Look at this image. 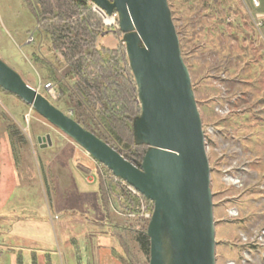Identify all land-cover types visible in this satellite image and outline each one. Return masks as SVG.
<instances>
[{"label": "rangeland", "instance_id": "374dc122", "mask_svg": "<svg viewBox=\"0 0 264 264\" xmlns=\"http://www.w3.org/2000/svg\"><path fill=\"white\" fill-rule=\"evenodd\" d=\"M73 1L77 0H50L54 8L70 5L69 12L59 17L56 11L43 14L39 24L35 15L40 14V0H32L34 11L25 0H0V58L35 89L43 81L55 83L57 98L43 88L38 91L73 118L81 114L87 126L128 153L102 121L113 117L118 133L135 142L133 122L141 105L123 33L118 27L108 32L91 0H81L79 8H72ZM168 4L207 135L216 264H264L263 112L247 108L222 116L214 105L221 102L215 83L221 84L222 77L235 81L225 83L235 89L228 99L241 91L238 81L264 77V39L256 26L259 11L249 0H168ZM75 35L83 43L81 54L70 43ZM37 54L52 65L58 81L48 79L46 70L35 63ZM78 61L83 64L81 72L67 77V67ZM61 82L74 91L80 106L69 105L67 96L59 97ZM256 88L261 90L260 85ZM9 127L18 131L15 150ZM48 134L52 144L48 140L40 144L38 138ZM90 162L75 140L0 87V264H16L18 255L24 256L25 264H32L34 256L39 264H115L112 249L125 252L124 264L146 261L134 240L137 229L125 226L114 212L110 215L99 182L86 181L83 165ZM117 233L123 235L129 254L121 242L122 250ZM66 236L75 237L76 245L63 248Z\"/></svg>", "mask_w": 264, "mask_h": 264}, {"label": "water", "instance_id": "95a60500", "mask_svg": "<svg viewBox=\"0 0 264 264\" xmlns=\"http://www.w3.org/2000/svg\"><path fill=\"white\" fill-rule=\"evenodd\" d=\"M116 11L141 113L135 142L148 147L139 165L30 86L0 58V87L19 96L115 174L154 201L147 227L149 264H216L211 167L203 122L168 0H91ZM51 135L38 138L39 143ZM44 144L42 147H46Z\"/></svg>", "mask_w": 264, "mask_h": 264}, {"label": "built area", "instance_id": "2783aa9c", "mask_svg": "<svg viewBox=\"0 0 264 264\" xmlns=\"http://www.w3.org/2000/svg\"><path fill=\"white\" fill-rule=\"evenodd\" d=\"M92 4V9L99 14L102 18L104 25L109 29L108 32H113L112 27H118L119 25V15L116 11L112 14H108L105 10L100 8L96 3L90 1ZM251 6L255 9H258L261 6L260 0H250ZM106 17L109 18V21L106 20ZM118 22V25H117ZM257 28L260 30L261 35L263 37V32L261 28L263 27V17H259V21L256 23ZM33 38H31V41ZM126 47V46H125ZM127 54V51H126ZM221 84L215 83L220 89V94L217 101H221L220 105L218 102L215 104L216 112L221 114L222 116L230 115L233 112H241L249 107L247 101H245V95L243 92L239 91L233 97V99H228L232 96L233 89L232 86L225 83H233L228 78L224 79L222 77ZM136 83V82H135ZM107 84L105 88H108ZM43 88L49 97L57 98L58 92L56 91V84L47 81L40 82L39 88ZM37 89V90H38ZM243 100V101H242ZM139 101V98H138ZM140 103V102H139ZM73 114V111H71ZM212 129V128H211ZM213 130V129H212ZM218 134H219V130ZM215 132V131H214ZM210 133V132H209ZM205 144L207 149V135L205 134ZM88 158L91 160L88 167L91 169L90 172L86 174V180L89 183L99 182V185L103 191L106 202L110 208V211L114 212L116 216H118L123 222L125 226H132V228L137 229V231L143 230L148 227L150 220L152 219L154 213V203L149 198H147L142 192H140L137 188L131 185L127 180L122 178L121 176L115 174L110 168H108L104 163L96 159L92 156L88 151H86ZM91 166H93L91 168ZM248 238V237H247ZM251 238V242H248V239H243L248 242V244H252L254 242V238ZM244 244V243H243ZM253 245H256L253 244ZM264 245V244H262ZM258 250V248L256 247ZM251 251V250H250ZM248 252V251H247ZM250 254H253L250 252ZM243 262V261H242ZM227 264H235L230 261Z\"/></svg>", "mask_w": 264, "mask_h": 264}, {"label": "trees", "instance_id": "16d2710c", "mask_svg": "<svg viewBox=\"0 0 264 264\" xmlns=\"http://www.w3.org/2000/svg\"><path fill=\"white\" fill-rule=\"evenodd\" d=\"M27 5L29 6V8H31V10L34 11V7L32 5V0H25ZM82 1H73V2H70V4L72 3V8H79V7H82L83 3H81ZM71 6L70 5H67L66 7H60V6H57V8H54L53 4L50 3V0H40V14H37L35 15L36 16V19H37V22L40 24L42 22V16L43 14H46V13H52L53 11H56V14L57 16L56 17H59L61 14L64 15V13L66 12H69V8ZM79 28V26H78ZM78 28H75L76 30H78ZM85 28H87V26H85ZM77 34V32L75 33ZM89 34V33H88ZM78 35V34H77ZM75 35V39L72 40L70 43H73V47L75 48H78L77 51H75L77 54H81L82 51V41L81 39H79V36ZM60 39V38H59ZM58 39V40H59ZM57 39H54V41H58ZM35 63H39L42 68H44L47 72V78L48 79H52L54 81H58L59 80V77L57 76V73L56 71L54 70V68L52 67L51 64H49V62H47L41 55L37 54L35 55V59H34ZM83 67V64H81L79 61L75 64L71 63L66 71H65V75L68 77L69 75H72V74H77L79 72H81V69ZM76 87H79L81 89H83L82 87H80V85L78 83H76ZM58 89H59V97L62 96H67L68 97V104L69 105H75V106H80V100L78 98H76L75 96V93L74 91L68 87L65 83H58ZM80 89V91H81ZM82 95L83 96H87L85 93H83L82 91ZM216 101V100H215ZM215 105V104H214ZM80 115L81 114H78V115H75L74 118L80 123L82 124L86 129L92 131L93 133H95L98 137L102 138L103 140H105L106 142H108L110 145H112L115 149H117L121 154L124 155V157L130 161H132L133 163L139 165L148 149V147L146 145H139L137 144L136 142L130 140L128 137V139L125 138V136H121L119 133H118V129H119V126H115L114 124L117 123V120H115L113 117H102V121L104 123V125L106 126L107 130L110 132L111 136L121 145V147H125L129 150L128 153H124L121 149H119L117 146H115L114 144H112L110 142V140L108 141L107 139L103 138L96 130L92 129L90 126H87L85 124V122H83L80 118ZM130 129V128H129ZM128 129V130H129ZM131 130V129H130ZM15 131H17L16 127H9V132H10V137H11V145H12V148L13 150L16 149V142H15V138H14V135H15ZM84 167V171L85 173H88L90 172V168L87 166V165H83ZM102 192V190H101ZM104 199V203L106 204V200H105V197L103 195L102 197ZM147 229H143V230H140V231H137V232H134V240L138 243L139 247H140V250L142 252V255L146 258V261H143L142 259V262L141 264H149V259H150V238L148 237L147 235ZM123 239V238H121ZM122 243H124L125 245V249H126V253L129 254L130 252L128 251L129 250V246H127V243L125 244V242L122 240ZM18 264H23L22 262V259L21 257H19L18 259Z\"/></svg>", "mask_w": 264, "mask_h": 264}, {"label": "crops", "instance_id": "0c3cea01", "mask_svg": "<svg viewBox=\"0 0 264 264\" xmlns=\"http://www.w3.org/2000/svg\"><path fill=\"white\" fill-rule=\"evenodd\" d=\"M260 1H261V6L258 8V11H259L260 16L263 17V27L262 28H263V39H264V0H260ZM245 81H247V80H245ZM245 81L243 83H241V81H238L239 83H238V86L237 87L239 88V90H241V92L244 93V95H245V101H247V103L249 105L248 109H253L256 112V108H259V110H261V112H263V119H264V77L261 78L260 76H258V77H255L252 80L247 81L248 82V85L247 86H244L243 85L245 83ZM233 83H235V81ZM250 83H251L252 86L250 85ZM258 85H260L261 90H257L256 87ZM217 98H219V97L217 96ZM244 112L242 111V113H244ZM263 162H264V160H263ZM101 190L102 189L100 187V192H101ZM101 194H102V197H103V195H104L103 194V191L101 192ZM102 200L104 202V199L103 198H102ZM104 205H105V203H104ZM109 212H110V210L108 211V213ZM116 236L120 240L123 235H119V233H117ZM121 240H120V244L122 242ZM61 242H62L61 244L63 245V248H67L69 246L76 245L77 239L75 237L69 238L68 236H66L65 239L63 241H61ZM121 247H122V250H124L122 244H121ZM124 253L122 254V252L120 251V253L117 254L116 253V250L115 249H112V252H110V254L112 255V260H113V258L116 260V262H115V260L113 262H115V264L116 263H118V264H124V262H125V258H123ZM104 256H102V258H101V260L103 261V263L105 262V259H103ZM19 257H21L23 264H25L24 258H23L24 256L23 255H20V256L18 255L17 256L16 264H18ZM118 258H121V259H118ZM35 259H36V257L34 256V259H33L32 264H39Z\"/></svg>", "mask_w": 264, "mask_h": 264}, {"label": "bare ground", "instance_id": "6f19581e", "mask_svg": "<svg viewBox=\"0 0 264 264\" xmlns=\"http://www.w3.org/2000/svg\"><path fill=\"white\" fill-rule=\"evenodd\" d=\"M106 20H107V21H109V18H108V17H106Z\"/></svg>", "mask_w": 264, "mask_h": 264}]
</instances>
